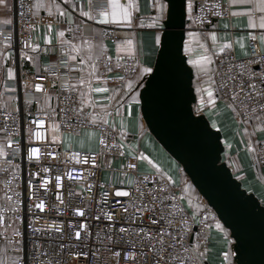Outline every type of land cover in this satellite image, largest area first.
<instances>
[{
	"label": "snow or ice",
	"instance_id": "obj_1",
	"mask_svg": "<svg viewBox=\"0 0 264 264\" xmlns=\"http://www.w3.org/2000/svg\"><path fill=\"white\" fill-rule=\"evenodd\" d=\"M231 7L243 6L252 0H228ZM151 15L146 17L150 21L148 27L155 30L151 38V44L159 54L158 61L149 66L141 67L138 62L125 69L131 71L137 77L133 83L131 79L123 87L109 89L106 82L113 79L107 73L112 71L111 59H103V37L107 35L104 29L93 33L92 38L83 37L81 44L71 40L61 39L60 55L67 59H60L59 63L68 73L79 72L75 83L61 81V91L66 93L63 99L57 94V104H51L52 94L45 90L43 105L37 107V112L42 116H33L27 122L17 125L19 119L18 109L10 108L13 96L0 100V173L6 177L3 196L0 197V264H69L68 257L74 261L84 257L87 264H203L206 252L201 250L200 234L197 233L195 243L190 242L193 238L192 223H200L202 228H207L206 221L196 219V213L189 216V210L183 206L185 199L190 200V185L187 181L180 183L165 175L161 168L154 172H145L140 175L127 177V189L109 188L101 193L100 200L93 204L73 205L75 197L81 200L92 201L93 184L89 178L96 175L98 153L89 147L83 155L80 152L67 151L69 144L79 137L81 148L85 144L98 142L102 145L101 151L119 150L123 143H110L109 139L113 131H119L123 135V124L115 129L110 124L112 111L120 115L125 104L137 101L136 90L141 87L144 80L151 76H158L167 70L168 61L172 54L173 44L167 31L172 19L170 0H149ZM9 0H0V8L8 9ZM24 7V4H21ZM35 8L49 7L48 15L53 17L46 24V29L51 32L53 25L60 29L58 36L64 37L66 31H72L65 24H77V30L89 28L94 25L143 28V19L134 24L136 0H103L94 7L92 0H88L87 10L80 7L79 17L75 21L73 13L76 5H67L66 9L57 6V13L51 11L50 6L37 2L32 5ZM219 3L209 4V0H181L178 14L187 17L189 23L187 30L183 31L180 41L176 45L178 63L176 72H189L185 65L192 66L194 71L190 73V79L195 78V89L201 94L206 93L207 103L214 104L221 96L229 100L230 107L243 119L251 131L246 128V134L250 137L249 146L256 145L264 152V144H258L251 139L257 128H264V0H259L254 8L248 9L249 22L247 27L258 31V35L249 32L248 38L258 45L251 54L250 59L233 62L228 53L231 44H223L219 47V53L225 54L217 64V53L214 48L217 41L215 31L206 35L213 41V50L205 49L203 55L196 59L191 58V39L197 35L192 30L194 25H203L205 14L220 15L219 12L210 9L219 8ZM67 8H71L68 11ZM258 10L262 15L259 22L251 19ZM224 11H227L226 9ZM235 15L236 13H231ZM94 22L93 23H85ZM5 20L4 24H9ZM224 28L229 24L225 23ZM188 39H185L184 37ZM143 39V38H141ZM239 43V40L236 41ZM25 47L36 49L31 45ZM141 43L128 36L122 38L118 48L126 53L131 59L137 60ZM203 48V45H200ZM47 50V49H46ZM182 53V54H181ZM8 57V53H3ZM22 55H24L22 53ZM245 55H249L245 52ZM31 60V56H25ZM122 58V57H121ZM144 63H147L145 58ZM115 67H121L116 64ZM45 71H49L45 69ZM86 74V75H85ZM54 76L55 73H52ZM7 78H13V69H7ZM37 79H47L46 76H38ZM120 81L124 77H118ZM93 81L103 82L100 86H93ZM207 85V87H202ZM29 87L25 82V91ZM37 91L42 85H34ZM51 87L55 88L53 81ZM87 89V91H85ZM5 91L14 93L15 88H7ZM122 95H119L120 93ZM90 93H106V103L96 101ZM215 93V95H214ZM119 95V99H116ZM35 97L26 98L24 103L30 106ZM115 101V104H113ZM145 102L147 99L145 98ZM39 105V101L37 100ZM87 109V111H86ZM99 109V111H96ZM198 113L200 106L195 109ZM51 113V116H50ZM31 116V111L28 113ZM46 119L51 120L49 125L53 134L54 143H64L66 153L61 160L57 151H42L34 146L35 142L45 141L43 126ZM35 126V127H34ZM61 127L64 131L61 132ZM111 129V131H110ZM99 139L97 141V133ZM59 134V135H56ZM61 137L63 139H61ZM45 147L47 145L45 144ZM26 160L29 165L35 162V170H29L26 201L22 199V190L18 183L17 175L19 164L15 163L17 156ZM132 160L122 172L136 169L135 160L146 159L143 155H133ZM48 158L58 163L47 162ZM91 162V169H77L75 164ZM75 162V163H73ZM107 162V161H106ZM60 164H64L63 171ZM55 172L53 176L52 173ZM38 181V184H37ZM68 181V184H65ZM80 184L79 191L73 190L72 185ZM53 186L57 190L58 203L50 202ZM67 188V199L62 189ZM42 190V191H41ZM88 193L84 197V192ZM114 191L115 197H124L126 200L115 199L119 212L113 210L109 204V193ZM103 205V207H101ZM55 212L57 219L41 226L37 221L43 219L39 213ZM196 211H199L197 208ZM70 213V217H69ZM65 217L58 220L59 217ZM217 228L221 226L217 223ZM85 249H88L85 251ZM231 252H225V259ZM223 264V262H221Z\"/></svg>",
	"mask_w": 264,
	"mask_h": 264
},
{
	"label": "crops",
	"instance_id": "obj_2",
	"mask_svg": "<svg viewBox=\"0 0 264 264\" xmlns=\"http://www.w3.org/2000/svg\"><path fill=\"white\" fill-rule=\"evenodd\" d=\"M37 2L50 6L53 13H57V6H59L61 9H66V0H33V5H35ZM92 2L93 6L96 7L99 6L103 0H92ZM256 3H259V0H252L251 3L244 4L243 6H230L231 13H236L235 15L231 16L230 20H213L205 30L196 32L197 35L191 39V47L193 49L191 58L196 59L198 56L206 54L205 49H208L209 51L213 50V41L206 35V33L212 31L217 33V41L214 48L217 53H219V47L221 45L231 44V49L237 57H245V52L248 53L247 44L249 40V32H252L255 35L259 34L257 30L247 27L250 19L248 9L254 8ZM72 4L73 0H67V5ZM9 5L10 7L8 9L0 8V33H2L4 28H6L12 21L14 0H9ZM75 5L76 9L73 13V16L74 20L78 21L82 19L79 17L80 7H83L84 10H87L88 0H75ZM136 7L138 11L135 12L136 19L134 20V24L139 23V20L143 19V28L113 26L105 27L94 25L93 27L86 29L81 28L77 30V24L74 22L72 25H64V27H70L72 29V31H66L64 37L58 36L57 33L60 29L56 26V24L53 25L51 32L46 29V24L53 19V17L48 15L49 7H33V13L43 18V24L34 30L32 42L30 44L36 50L32 51V48L28 47L17 52L11 44L0 43V100H2V87L4 83L15 81L18 73H40L47 66L53 65L55 62H57L58 58H61V49L59 45V41L61 39L71 40L73 43L81 44L83 37L91 39L93 33L101 29H112V32L116 37L115 42H111L110 40L103 37L104 53H108L112 57L128 56L126 53L121 52L118 48L122 38L128 36L134 39V46L137 41H140L141 43L140 52L136 63L139 62L141 67L151 65L153 62H155L157 51L151 44V38L154 36L155 30L148 27L150 21L146 19V17L152 14L149 0H136ZM67 10L71 11V8H67ZM260 15H262V13L256 10L251 19L256 20L258 23ZM5 20H9L10 23L4 24ZM85 23L94 24V22L88 21H85ZM225 23L229 24L228 28L223 27ZM185 39L188 38L185 37ZM238 40L239 43H236ZM200 45H203V48H201ZM5 52L9 54L7 58H5L3 55ZM22 53L24 55H22ZM25 56H31L32 59H25ZM63 58L67 59L66 56ZM145 58H147V63H144ZM8 68L13 69V78H7ZM75 73L77 77L81 75L79 72ZM107 75L113 78L106 82V86L109 89L114 87L122 88L124 84H127L129 79H131L133 83H135L137 79V77L134 75L131 78H124L123 81H120L118 76L115 74ZM72 83H75V81H72ZM92 83L95 87L100 86L103 82L93 81ZM202 87L206 88L207 85H202ZM140 89L141 87L136 90L138 101ZM85 91H87V89H85ZM50 93L52 94L51 104L55 106V89H53V91ZM122 94L123 93L121 92L119 95ZM90 95H92L96 101L102 104L106 103V93H90ZM119 95H116L117 100L119 99ZM5 99L7 98H3V100ZM37 99L40 105H43L45 95L38 96ZM113 104H115V101H113ZM195 104V109L197 106H200L198 114L203 115L208 120L213 129L220 131L222 135L224 154L227 162L229 163L228 166L233 173H236L239 176V181L242 184V188L248 193L253 194L259 200L260 204L264 206V166L257 164L254 154L257 146H249L250 137L245 131L246 128L248 131H251V127L246 124H241L237 121L233 109L230 107V104L222 98V96L220 99L216 100L214 104L209 105L207 103L206 93L201 94L198 92V98ZM12 106L18 107L19 101H17V99L14 101L12 100L9 107L11 108ZM96 111H99V109H96ZM121 123L123 124V135H120L119 131L116 132L119 136V144L123 143L124 145L122 147L123 156H131L129 155L131 152L133 155L139 154L146 158L144 160H139L138 162L137 167L140 172L155 171L156 168H161L165 172V175L170 176L175 181L180 183L183 181H188L186 177L181 174L175 162L162 148H160V145L148 132L141 118L139 102L132 101L130 105L125 104L120 115H116L114 110L112 111L110 124H112L115 129H119ZM61 139L63 138L61 137ZM98 139L99 135L97 133V141ZM251 139L257 141L258 144L260 141L264 140V128H257ZM78 141L79 137L69 144L67 150L85 152L89 147H91L94 152L98 151V142L85 144L84 148L82 149ZM59 145L62 149L66 150L64 143H59ZM101 163L103 168H106V166L109 165L119 168L122 165V158L119 160H112L107 156H103ZM103 173L105 183L114 184L116 186H120L122 182L125 183L128 177L123 174H119L114 177L106 170ZM202 207L203 206L200 204V201L196 200V208L193 211L189 209V212H195L196 219L199 220L200 216L206 212L204 207ZM197 208L199 211H196ZM217 223L221 226L220 228L216 227ZM200 239L202 241L200 245L201 250L206 252V258L203 264H221V262H223V264H237L234 257L233 240L231 239L229 232H227V230L217 219L212 218V222L205 236L201 237ZM191 242L195 243V236ZM225 252H231L233 254L229 255L227 259H225Z\"/></svg>",
	"mask_w": 264,
	"mask_h": 264
},
{
	"label": "water",
	"instance_id": "obj_3",
	"mask_svg": "<svg viewBox=\"0 0 264 264\" xmlns=\"http://www.w3.org/2000/svg\"><path fill=\"white\" fill-rule=\"evenodd\" d=\"M180 3L181 0H170L172 19L167 31L173 48L167 70L158 78L148 76L139 91L141 118L151 136L180 166L186 179L229 232L237 264H264V206L242 188L222 160L220 131L195 112L191 66L185 65L189 72H176V45L186 30V16L182 18L178 14ZM158 59L157 52L155 61Z\"/></svg>",
	"mask_w": 264,
	"mask_h": 264
},
{
	"label": "built area",
	"instance_id": "obj_4",
	"mask_svg": "<svg viewBox=\"0 0 264 264\" xmlns=\"http://www.w3.org/2000/svg\"><path fill=\"white\" fill-rule=\"evenodd\" d=\"M198 2H200V0H198ZM216 3H219L221 5V7L210 9V11L219 12L220 15L205 14L203 25L202 26L201 25H194L192 28L193 31L201 32V31L205 30L212 23V21L216 20V19H222V20H230L231 19L232 14H231V8H230L228 0H209L210 5L216 4ZM21 4H24V7H21ZM32 5H33V0H14L12 21L6 28H4L2 33H0V43L11 44L17 52L20 50H24V49L28 48V47H25V44L26 43L28 45L31 44L34 30L38 26L43 24V18L40 17L39 15H35L33 13ZM225 9L227 11H224ZM186 22L189 23L187 17H186ZM187 28L188 27H186V30H187ZM105 31L107 32V35H105L104 37L106 39L110 40L111 42H115L116 37L113 34L112 29H105ZM258 43L259 42L257 41L256 44H254L250 39L248 40L247 50H248L249 55H247L245 57H241V58L237 57L232 49L228 53V55L231 56L233 62H240V61L248 60V59H250L251 54L255 51ZM62 58L63 57L58 58L57 62H55L53 65L47 66L40 73H36V74L18 73L15 81L10 82V83L9 82L4 83V85L2 87V89H3V94L1 97L2 100H3V98H7L8 96H13L15 99H17V101H19L18 107H14V106L11 107V108H17L18 109L19 119L16 121L17 125H20L22 122H27V120L32 119L33 116H37V117L42 116V113L37 112V107L40 106V103H39V105L37 103V100H38L37 97L38 96H44L45 90L47 91V93H50L53 91V89H55V99H56V104H57V94L59 93L60 99H63V96L66 94V93L61 91V81L66 80L69 83H72V81L76 80V78H77L76 73L75 72L74 73L73 72L68 73L67 70L59 63L60 59H62ZM108 58L111 59V64L113 67H112V71L107 73V74H115L118 77L123 76L124 78H131L132 76L135 75L133 72L126 71L125 69L131 67L132 65L137 64L136 60L131 59V57H129V56L112 57L108 53H105V56L103 59H108ZM63 59H65V58H63ZM221 59H225L224 53H219V56H218L217 61H216L217 64H219V61ZM116 64H120L121 67H119V68L115 67ZM45 69H48L49 71H45ZM52 73H55V75L53 76ZM38 76H46L47 79H37ZM53 81H55V84H56L55 88L51 87ZM25 82H28V84H29V87L27 89V93L25 91ZM37 83L42 85V89L40 91H37L34 87V85ZM6 87L7 88H15L16 91L14 93H9V92L5 91ZM32 97H35V99L33 100V103L30 106H26L24 103L25 99L26 98L30 99ZM222 98L225 99L229 103L228 99L224 98L223 96H222ZM15 99H13V101ZM56 104H55V106H56ZM29 108H30V110H29ZM29 111H31V116L28 114ZM233 111L236 115L237 121L241 124H244L243 119L236 114L235 110H233ZM50 116H51V113H50ZM50 123H51V120L46 119V122H45V125L43 126V129H41V130L47 129L44 131L45 141L43 143L40 141H37V142H35L34 146L40 147L42 151H57L60 155L61 160H63L65 153H66V150L62 149L59 144L53 142L52 137H53L54 133L49 128ZM60 131L61 132L64 131L63 127H61ZM110 131H111V129H110ZM57 135H59V134H57ZM98 135H99V132H98ZM118 137H119L118 133L116 131H113L112 136L109 139V142L114 143V144H119ZM45 144L47 145V147H45ZM259 144H264V140L260 141ZM102 147H103L102 145H99L98 151L96 152V153H98L97 162L100 165V167L95 170L96 175L89 178V182H91L94 186L93 187L94 199L92 201H89L87 199L81 200L80 197H75L72 201L73 205L91 203V204H93V207H95V201L100 200L101 193L103 191H107L109 188H111L113 190L117 189V188H122L125 190L127 189V183L126 182L125 183L122 182L120 184V186L105 183L104 177H103V175H104L103 172L105 170L114 177H116L119 174H123L125 176H132V175H140L142 173H145V172H140L138 170V167H136V169H134V170H128L127 174H125L124 172H122V169H126L127 164L132 160V156L124 157L122 148H120L119 150L101 151ZM67 151L80 152L81 155L84 154V152L77 151V150H67ZM254 154H255L256 161L260 165L263 166L264 165V152H261L259 150V148L256 147ZM103 156H107L108 158H111L112 160H119L120 158H122V165L119 168L114 167L112 165H109V166H106V168H103L102 163H101V159ZM47 162L58 163V161H53L51 158H48ZM134 162L136 163V166H138L139 160H135ZM15 163L20 165V167L17 169V175L20 177L18 183L20 185V190H22V197L21 198L25 199V201H26V192L24 190H26V188H27L28 173H29V170H35L36 164L34 162L33 164L29 165V163L26 160L20 159L19 155L17 156ZM73 163H75V162H73ZM75 167L77 169H91L92 164L89 161L88 163H84V164H75ZM64 168H65L64 164H60V170L63 171ZM148 172H154V171H148ZM52 175L54 176L55 172H53ZM5 178L6 177L4 176V174L0 173V194H1V197L3 196V191L5 188V185L3 184V180ZM68 183H69L68 181H65V184H68ZM37 184H38V181H37ZM72 187H73V190L79 191L82 188V185L76 184V185H72ZM61 191L63 192L65 199H67V188L62 189ZM56 192H57V190L53 186L52 192L50 195V202L53 205L58 203L57 198H56ZM83 195H84V197H87L88 193L85 191L83 193ZM115 199L126 200V198L115 197L114 191L109 193V204H110L111 208L113 210L119 212V209L117 208L116 204L114 203ZM199 201H200V204L202 206H204L205 210H206V212L200 216L199 220L200 221H206L208 227L202 228V225L200 223L193 222L192 223L193 232L191 233L192 238H194V236L196 237L197 233L200 234V238L204 237L209 226H210V224H211V222H212V218L217 219L215 214L209 210V207L207 206V204L205 203V201L201 197H200ZM0 203H2V201H0ZM101 207H103V205H101ZM37 215H40L43 217V219H40L39 221H37L38 225H41V226L45 225L46 223H51L52 219H57L55 212H48L47 210L45 211V213L37 212ZM69 217H70V213H69ZM63 219H65V217H63V216L58 218V220H63ZM87 250L88 249H85V251H87ZM68 262H69V264H87V260L84 257H80L79 260L74 261L72 259V257L69 256Z\"/></svg>",
	"mask_w": 264,
	"mask_h": 264
},
{
	"label": "trees",
	"instance_id": "obj_5",
	"mask_svg": "<svg viewBox=\"0 0 264 264\" xmlns=\"http://www.w3.org/2000/svg\"><path fill=\"white\" fill-rule=\"evenodd\" d=\"M186 27H188V22H186ZM191 68H192V70L194 71V68L191 66ZM193 87H194V91H195V95H196V100H197V98H198V92L196 91V89H195V78L193 77ZM196 105V104H195ZM195 105H194V110H195ZM245 124V123H244ZM161 148V147H160ZM222 160L224 161V162H226L228 165H229V163L227 162V159H226V157H225V154H224V152H223V154H222ZM175 164H176V166H177V168L179 169V171L181 172V174L185 177V175L183 174V172H182V170H181V168H180V166L175 162ZM257 164L258 165H260L258 162H257ZM260 166H262V165H260ZM264 166V165H263ZM233 175H234V177L237 179V180H239V176L236 174V173H233ZM184 182V181H183ZM182 182V183H183ZM188 182V184L190 185V200L189 199H185V201H184V204H183V206H185L188 210L190 209V210H194L195 208H196V200H199L200 199V196H199V194L197 193V191L195 190V188L191 185V183L189 182V181H187ZM204 207V206H203ZM202 207V208H203ZM204 209H205V207H204ZM209 210L211 211V212H213L210 208H209ZM188 214L190 215V216H192V214L193 213H191V211L190 212H188ZM228 232V231H227Z\"/></svg>",
	"mask_w": 264,
	"mask_h": 264
},
{
	"label": "rangeland",
	"instance_id": "obj_6",
	"mask_svg": "<svg viewBox=\"0 0 264 264\" xmlns=\"http://www.w3.org/2000/svg\"><path fill=\"white\" fill-rule=\"evenodd\" d=\"M196 112V111H195ZM197 113V112H196ZM198 114V113H197Z\"/></svg>",
	"mask_w": 264,
	"mask_h": 264
}]
</instances>
